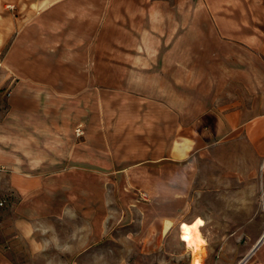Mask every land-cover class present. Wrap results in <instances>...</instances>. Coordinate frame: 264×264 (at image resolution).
Returning a JSON list of instances; mask_svg holds the SVG:
<instances>
[{"label": "rangeland", "instance_id": "obj_1", "mask_svg": "<svg viewBox=\"0 0 264 264\" xmlns=\"http://www.w3.org/2000/svg\"><path fill=\"white\" fill-rule=\"evenodd\" d=\"M183 3L60 0L7 38L0 134L17 167L5 170L23 169V148L36 147L25 145L23 133L32 130L43 136L45 158L59 156L60 182L75 189L66 199L0 189V264L67 262L55 239L67 232L92 236L90 252L67 264H191L194 250L179 240V220L197 214L205 220L204 264H239L261 237L258 257L264 252V192L252 193L257 199L247 207H212L202 177L184 176L186 160L167 156L182 128L232 108L219 105L233 101L238 86L228 78L234 64L226 49L221 62L215 41L179 39ZM196 225L182 223L181 233ZM245 264L261 263L252 254Z\"/></svg>", "mask_w": 264, "mask_h": 264}, {"label": "crops", "instance_id": "obj_2", "mask_svg": "<svg viewBox=\"0 0 264 264\" xmlns=\"http://www.w3.org/2000/svg\"><path fill=\"white\" fill-rule=\"evenodd\" d=\"M180 1L184 3L179 24L174 30L179 32V39L202 41L206 38L215 41L220 51L216 52L220 53L219 61H225L222 58L226 56L228 63L234 64L228 78L238 86L233 91V101L219 105V107L232 108L225 113L212 112V115L198 119L191 131L186 127L182 128L181 135L174 141L177 147L174 150L171 146L167 156L169 159L186 160V167L181 170L184 176L192 174L202 177L203 184L208 185L207 192H211L209 197L207 192L203 191L202 197L205 200L210 198L209 200L213 202L212 207L216 206L217 201L226 207H247L249 205L247 201L257 197L252 193L264 192V169L261 168L264 161V0ZM59 2L60 0H0V49L13 31H23L27 17L38 15L44 10H51L50 8L58 5ZM171 9L176 7L173 6ZM193 16L195 20L192 21ZM199 17H203L204 22H201ZM188 33H192L191 37ZM224 49H226L225 56ZM37 111L41 112L42 107ZM37 127H40L38 123ZM23 134L31 135L28 139L23 135L27 140L25 145L29 143L36 147L23 148L21 172L5 170V168H15L17 164L11 154H6L5 147L2 146L5 136L0 134V189L6 191L14 188L20 194L23 193V198H30L32 193L49 192L53 197L66 199L65 193L75 189V184L60 182L58 176L59 172L64 170V166L60 164L59 156L46 153L48 157L45 158L42 150V145L45 144L42 135L32 130ZM189 165L196 166L194 172L187 168ZM67 167L73 166L67 165ZM45 174L51 175V178H44ZM157 174L156 171L148 173L152 181H155ZM6 178H8L7 183H1ZM82 188L84 193L90 191L88 183H83ZM83 198L89 200L90 196L84 195ZM68 209L69 214L72 213V207ZM57 212L60 213L59 210H56ZM56 213L53 212V215ZM84 214L86 216V213ZM204 222L203 216L199 214L191 222L180 219L179 240H182L180 228L182 223L197 224L193 231H197L203 238L200 231ZM55 239L58 240L59 245L66 246L56 255L67 256V262L75 255L90 252L92 240L90 232L87 235L67 232L58 234ZM261 239L262 237L252 247L250 253L255 254L256 260L264 264V252L259 257L257 254ZM59 240L63 242L59 243ZM156 250L155 246L146 248L148 252ZM202 253L203 250L199 254L200 264H204ZM192 255L191 264L194 258L193 251ZM67 262L61 263L55 259L51 264H67ZM219 264H222V261Z\"/></svg>", "mask_w": 264, "mask_h": 264}, {"label": "bare ground", "instance_id": "obj_3", "mask_svg": "<svg viewBox=\"0 0 264 264\" xmlns=\"http://www.w3.org/2000/svg\"><path fill=\"white\" fill-rule=\"evenodd\" d=\"M181 238L186 242L187 246L194 250V258L192 264H200V252L203 246L206 244L205 240L200 236L197 231H193L189 228L183 230Z\"/></svg>", "mask_w": 264, "mask_h": 264}, {"label": "built area", "instance_id": "obj_4", "mask_svg": "<svg viewBox=\"0 0 264 264\" xmlns=\"http://www.w3.org/2000/svg\"><path fill=\"white\" fill-rule=\"evenodd\" d=\"M75 133H76L77 136H80V135L83 134L80 126H78L75 129ZM261 168L264 169V161H262ZM141 196H142V198L147 199V194L146 193L141 194ZM251 255H252V253H250L249 255H247L239 264H245L250 259Z\"/></svg>", "mask_w": 264, "mask_h": 264}]
</instances>
